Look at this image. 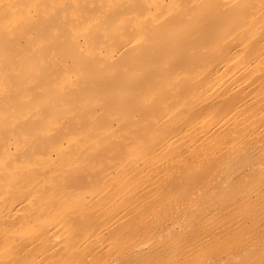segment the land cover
I'll use <instances>...</instances> for the list:
<instances>
[{
	"label": "bare ground",
	"instance_id": "6f19581e",
	"mask_svg": "<svg viewBox=\"0 0 264 264\" xmlns=\"http://www.w3.org/2000/svg\"><path fill=\"white\" fill-rule=\"evenodd\" d=\"M263 153L264 0H0V264H97L102 253V264H130L145 246L189 262L206 241L198 229L192 255L121 239L154 235L139 224L185 212L205 180L227 188L264 171V160L235 166ZM199 168L211 175L202 185ZM259 188L228 204L242 213L229 225L264 224L251 207L264 202ZM222 224L206 245L230 233Z\"/></svg>",
	"mask_w": 264,
	"mask_h": 264
},
{
	"label": "rangeland",
	"instance_id": "374dc122",
	"mask_svg": "<svg viewBox=\"0 0 264 264\" xmlns=\"http://www.w3.org/2000/svg\"><path fill=\"white\" fill-rule=\"evenodd\" d=\"M259 155H260V154H259ZM248 156H249V155L245 156L246 159H247ZM250 156H251V155H250ZM254 156H255V158H254ZM254 156H253L254 160H253V158L249 157V158H248L249 161H247L245 158L243 159V158H242L243 156H242V157H241V156H238V157H240V158L243 159L242 162L239 161V164H240V163H241V164H240V165H239V164H238V165H237V164L235 165V164H234L235 161H236V163H238V161L235 160L234 163H232V162H233V161H232V162L230 163V165H231V164H232L231 166H234V165H235L236 168H237V167H239V168H240V167L243 168L244 166L248 165L250 162H254V161H256V163H257V161H263V160H264V159L260 160L261 158H260V159L257 158V155H254ZM260 156H261V157H262V156L264 157V153L261 154ZM260 156H258V157H260ZM238 157H235V158H238ZM263 157H262V158H263ZM233 159H234V158H233ZM233 159H232V160H233ZM250 159H251V160H250ZM239 160H241V159H239ZM243 161H244V162H243ZM245 162H246V163H245ZM233 164H234V165H233ZM235 166H234V167H231L230 169L233 170V169L235 168ZM194 168H197V167H194ZM194 168H193V171H194ZM199 169H201V168H199ZM201 170H202V171H201ZM201 170H200L201 172L205 173L204 170H203V168H202ZM205 170H206V169H205ZM193 171H192V175H191L192 177H193L194 174H196V173L198 174V172H200V171H198V170H196L195 172H193ZM197 171H198V172H197ZM259 171H260V170H259ZM259 171L256 170V173L254 172L255 174H252V173H251V174H252L251 177H249L248 179H246L245 182H244V180H243V182H242V181H238L237 184H236V183L233 184V182H231V184H230V183L227 184V188H225L226 185L219 186L218 184H215V185L213 184V186H212V185H211L212 183H211V184L208 183V184L211 185V188H209V189L206 187L207 184H205V183H206L205 177H206V178H209V176H211V175H206L207 173H205V176H204L202 173H199V174H201V175H199V176H201V177H202V175L204 176V177L202 178V181H199V179H198L199 177H196V175H197V174H196V175H194V177H196V178L198 179L199 184L203 183L204 180H205V182L203 183L205 186L203 185L204 188H203V186H202V189H201V190L204 191V193H201V192L199 191L200 193H196V195H195V194H193V195L191 194L192 197L194 198V201H196V202H194L193 200H191V201L188 202L189 204L187 203V205H183V207H184V206H185V207L188 206L189 209H188V207H187V208L184 207L186 211L184 212V210H183V212H182V210H181V208H180L181 211H180V210H179V211L176 210V211H177V212H176V211L174 210V213L172 212L173 214H172V213H169V212H171V211L168 212V210H167V211H166V210H163V211H164V213H163L162 210H161V211H160V214H163V215L161 216V215L158 214V216H155V217H158V219L156 218L155 221H153V220H152L153 218H152V219H151V220L153 221L152 224L150 223L151 221H150L149 223H147V222L149 221L150 218H149V219H146V221L143 222V224H141V223L139 224V223H136V222H135V223H136V224H135V223H131V222H130L131 225L134 224V225L136 226L135 229H137L140 225H143L144 227H145V225H146V227H147V224H148V225L150 224V225H149V226H150V229L154 226V227H156V228H155L156 231H154V229H153L154 227H153L152 229H153L154 233H152V234H154V235H151V236L148 235L147 238L145 239V237L143 238V235L140 236L139 232H137L138 230H136L135 232L138 233L139 236H138V238H137V236L134 235L136 239L133 238V237L131 236V238H133V240H131V238H130V237L128 238V236H127V235H129L130 233L132 234V232H134V231H130V233H127V235H126L127 238H125V237H126V236H125V237L122 238L121 240H124V239H125V240H124L125 243H126L127 241H129V242H128L129 245H130L131 243H133V241L136 242V240L140 239L141 237H142V239H140V240H139L138 242H136V243L143 242V241H148V242H152V241H154V242H155V240L160 239L162 243L166 242V244H168V243L171 241L170 244H168V245H169V246L172 245V247L175 248V251H179V250L177 249V248H178L177 246H176L177 248L174 246V244H175V245H180L181 250H183V248H184L185 246L189 249V248L191 247L190 245H192V246H196V248H198L199 246L193 244V242L196 241L197 239H199L198 237H200V236L202 237V240H206V241H207V239H204V238L206 237V235H207L206 232H207V231H210V229L213 228L212 225H214L215 222L217 221V222H216L217 225L215 224L214 226H215V227L218 226V223H219V227H216V228H220V227H221V226H220V223H223L222 226L224 225V226H223L224 229H226V227H228V229L231 228V227H233L231 230H232V231H235V230H236L235 228H237V226H238V227L242 228V230H241V232H240L239 230H238L237 232L235 231V233L233 232V234H234V236H233L232 231L229 229L228 231H229L231 234H230V233H229V234H226V233H227V232H226V233L224 234L226 237H225L224 235H223V236L221 235V239H222V238H223V239H222V240H221V239H220V240L218 239V240L220 241V242H219V241H217L216 239L219 238L220 236L218 237V235H219V234H222L223 232L221 231V233L218 234L217 231H216V228H214L215 231L213 230V233H214L213 235L215 236V234L217 233V235H216L217 238L215 239L216 242L214 241L215 244H214V242H213L214 239L211 240L212 238L209 239V241L211 240L210 242H213V245H212V243H210V242H208V243H210V244H207V245H206V244H205V243H207L206 241H205V243H203V241H200L201 239H199V241L202 242V243H200L199 241H198V243H199L201 246L204 244L205 247H203V246H204V245H203L202 247H199L200 250H199V249H198V250L196 249V251H199V254L196 252V254H195L196 256L193 255V257H191V259H190V254L192 255L193 252L195 253V249H194V251H192V250L189 249L190 251L188 252V250L185 248V249H186V250H185L186 252H188V253L192 252V253H190V254L187 253L188 256H189V259H190L189 262H190V263L192 262L191 264H195L194 262H196V260L198 261V257H199V256L201 257V255H202V259H203V260L199 257L200 259H199V262H198V263L196 262L197 264H201V263H202V264H205V263H206V264H208V263H210V264H222V263H226V264H227V263H228V264H229L230 262H233L232 264H234V261H235L237 264H243V263H245V264H253V263H255V264H264V237H262V236H264V231H263L264 228H263V229H258L260 225L257 224V223L260 224V223H262V222H261V221L258 222V221H257V218H256V222H257V223L255 224V226H253L252 230H250V231L248 230V232H249V234H250V232L253 231V230L255 229V227H256V230H257V229H258V230H257V231L255 230V231L257 232L256 234L253 232L255 235H254L253 233H251V234H253V235H251V234L249 235V234H247V233L242 232V231H244V230H243V227H241L243 224L240 225L239 223H237V224H239V225L236 226V225L234 224V223H235V220H234V223H232L234 226L231 225V224L229 225V223L231 222V220L233 219V217H234V216H237V214H235V212H236V213L238 212V215H239V216H240V214H242V213H240V210H239V211H236V209H239L240 205L238 206V208H237V207H236V208H233V207H232L233 210L231 209V211H229V210H230V207L228 206V204H229V205H233V204H234V206H235V205L237 206V204H235L234 202H235L237 199L240 200V198H241V197H240V194H239V195H237V194H238V193L240 192V190H242V189L245 191V188H246V187H244V185L249 186L252 182H253V183L256 182V183H254V184L256 185V187L252 184V185L254 186V188H252L251 190H248V188H247V189H246L247 191H245V192H246V193H247V192H250V194H251V191L254 192V189L256 190L258 187H260L261 189H260V188H259V189H260L261 191H262V189H263V192L261 193L260 190H259V192L261 193V195L264 196V194H263V193H264V177H263V175H264L263 172H264V171H260V172H259ZM224 172H226V171H224ZM257 172H258V173H257ZM222 173H223V172H222ZM227 173H228V171H227ZM224 174H226V173H224ZM258 174H259L260 176H259ZM261 174H262V175H261ZM257 175H258V176H257ZM197 176H198V175H197ZM194 177H193V178H194ZM245 177H248V176H245ZM258 177H259V179H256V178H258ZM211 178H212V177H211ZM211 178H210V179H211ZM260 178H261V179H260ZM194 179H195V178H194ZM194 179H192V180L195 181ZM200 179H201V178H200ZM213 179H214V178H213ZM213 179H211V180H213ZM244 179H245V178H244ZM252 179H253V180H252ZM257 180H259V182H257ZM208 181H209V180H208ZM211 182H212V181H211ZM234 182H235V181H234ZM241 182L243 183L242 185H241ZM232 184H233V186H231ZM201 185H202V184H201ZM210 185H209V186H210ZM238 185H239V186H238ZM252 185H251V187H252ZM198 186L200 187V185H198ZM209 186H208V187H209ZM261 186H262V187H261ZM199 187H198V188H199ZM217 187H218V189H217ZM240 187H241V188L243 187V188L239 190ZM200 188H201V187H200ZM200 188H199V190H200ZM206 188H207V190H205ZM215 188H216V189H215ZM224 188H225V189H224ZM237 188H238V189H237ZM182 189H183V188H182ZM186 189H189V190L191 189V190H193V188H186ZM186 189H185V190H186ZM185 190H184V191H185ZM191 190H190V192H191ZM232 190H233V191H232ZM234 190H235V191H234ZM236 190H237V191H236ZM243 190H242V193L240 192V193H241V196H242V194H244L245 196H247V195L245 194V192H243ZM257 190H258V189H257ZM206 191H207V192H206ZM228 191H229L230 193H227ZM178 192H179V194H180V195H179V194H178V195H179L180 197L183 198L184 195L181 196V193L184 194L185 192H183V191L181 192V190L178 191ZM215 192H216V193H215ZM234 192H235V193H234ZM236 192H237V193H236ZM253 192H252V193H253ZM209 193H211V194H209ZM232 193H233L234 195H233ZM185 194H186V193H185ZM187 194H188V192H187ZM187 194H186V196L189 197L190 194H189V195H187ZM217 194H218V195H217ZM226 194H227L229 197H228ZM229 194H230V195H229ZM191 195H190V196H191ZM210 195H212L213 197H210ZM215 195H216V197H215ZM224 195H225V197H222V196H224ZM235 195H236V196H235ZM244 195H243V196H244ZM186 196H185L184 198H186ZM234 196H235V198H234ZM263 196H261L262 199L264 198ZM177 197H178V196H177ZM192 197H190V199H191ZM206 197L209 198L210 200H207ZM238 197H240V198H238ZM182 198H181V199H182ZM184 198H183L182 200H185ZM193 198H192V199H193ZM197 198H199V199L197 200ZM221 198H222V199L224 198L225 200H221ZM261 198H260V200H261ZM178 199H180V198L178 197ZM203 199H204V200H203ZM227 199H228V200H227ZM232 199H233V200H232ZM256 199H257V198H256ZM182 200L180 201L181 203L183 202ZM187 200H188V198H187ZM257 200H258V199H257ZM257 200H256V201H257ZM260 200H258L259 203H261ZM192 201H193V202H192ZM203 201H205V203H203V205L201 206V204H202ZM220 201H221V202H220ZM222 201H223V202H222ZM225 201H226V202H225ZM232 201H233V202H232ZM237 201H238V200H237ZM240 201H241V200H240ZM240 201H238V202H240ZM261 201H262V200H261ZM263 201H264V199H263ZM180 202L177 201V203H179V205H181ZM208 202H209L210 204H211V202H212V204H213V203H215V204H213L212 206L208 207V205H210ZM231 202H232V204H230ZM238 202H237V203H238ZM184 203H185V201H184ZM184 203H182V204H184ZM191 203H192V204H191ZM194 203H195V204H194ZM200 203H201V204H200ZM206 203H207V204H206ZM218 203H220V204H218ZM222 203H224V204H222ZM262 203L264 204V202H262ZM262 203H261V205H262L263 207H262V206H256V205H253V204H252L253 206H251V204H250L249 206L252 207L253 212H254V209H257L256 212H254V213H258V212H257V211H259L258 209L261 208V209L264 210V205H263ZM185 204H186V203H185ZM193 204H194V205H193ZM204 204H206V205H204ZM240 204H241V203H240ZM192 205H193V206H192ZM217 205H218V206H217ZM241 205H242V204H241ZM259 205H260V204H259ZM177 206H178V205H177ZM190 206H191V207H190ZM227 206H228V207H227ZM249 206H248V208H250V212H251L252 210H251V207H249ZM178 207H179V206H178ZM181 207H182V205H181ZM197 207H201V208L198 209ZM213 207H216V208H214V209L216 210V212L218 211V207H219V210L222 209V211H220V213H218V216H215V215H214V216H215L214 218L216 219L215 221H214V218L212 219V216H213V215L211 216V220H212V222H213L214 224H212V222L209 221V219H210V215H211V214H209V213H210V211H214V210H213ZM243 207H245V206H243ZM253 207H254V209H253ZM257 207H258V208H257ZM184 208H182V209H184ZM196 208H197V210H196ZM209 208H210V209H209ZM223 208H224V209H223ZM226 208H227V209H226ZM246 208H247V207H245V208H243V209H246ZM248 208H247V210H248V212H249V209H248ZM164 209H166V208H164ZM174 209H177V208L174 207ZM178 209H179V208H178ZM204 209H206V212H205ZM240 209H241V207H240ZM169 210H170V209H169ZM172 210H173V208H172ZM188 210H189V211H188ZM193 210H196V211L194 212ZM207 210H208L209 212H208ZM224 210H225V212H224ZM226 210H228V211H226ZM192 211H193V212H192ZM234 211H235V212H234ZM244 211H245V210H244ZM244 211H241V212H244ZM166 212H167V213H166ZM179 212H180V213H179ZM191 212H192V214H191ZM201 212H202V214L205 212L206 215H208V216H206V218L204 217V215L201 216ZM218 212H219V211H218ZM227 212H228V213H227ZM229 212H231V213H229ZM261 212H262V211L260 210L259 214H260ZM178 213H179V214H178ZM205 213H204V214H205ZM214 213H215V212H214ZM223 213H225L226 215H224ZM239 213H240V214H239ZM164 214H165V215H164ZM168 214H169L170 216H166V215H168ZM174 214H176L177 216L174 215ZM186 214H188V217H186ZM212 214H213V213H212ZM216 214H217V213H216ZM221 214H223V215H221ZM227 214H228V215H227ZM232 214H233V215H232ZM234 214H235V215H234ZM245 214H246V213H245ZM263 214H264V213H263ZM263 214L261 213V215H263ZM171 215H172L173 218L171 217ZM182 215H183V216H182ZM231 215H232V216H231ZM243 215H244V214H243ZM257 215H258V214H256V217H257ZM199 216H200V217H199ZM223 216H224V217H223ZM225 216H227V217H225ZM228 216H229V217H228ZM155 217H154V218H155ZM166 217H167V219H166ZM168 217H169V218H168ZM174 217H175V218H174ZM185 217L188 218V220H185V219H186ZM193 217H194V218H193ZM195 217H196V218H195ZM201 217H204V219L201 218ZM207 217H209V219H208ZM218 217H219V219H218ZM221 217H222V218H221ZM231 217H232V218H231ZM237 217H238V216H237ZM243 217H244V216H243ZM263 217H264V216H263ZM263 217H262V216L260 217V215H258V218H262V219H264ZM159 218H160V219H159ZM162 218H163V219H162ZM224 218H225V220H224ZM234 218H235V217H234ZM241 218H242V217H241ZM169 219H171V220H169ZM174 219H175V220H174ZM198 219H199V220H198ZM202 219H203V221H202ZM220 219H221V220H220ZM227 219H228V220H227ZM235 219H237V218H235ZM158 220H160V222H159ZM162 220H165V221L163 222ZM167 220H168V221H167ZM206 220H207V221H206ZM238 220H240V219H238ZM238 220H236V221H238ZM260 220H261V219H260ZM156 221H157V222H156ZM184 221H185V222H184ZM199 221H202L203 223H202V222L200 223ZM226 221H228L229 223L226 222ZM262 221H264V220H262ZM132 222H134V221H132ZM204 222H205V223L208 222V223H206V226L204 225ZM225 222L227 223V224H226L227 226L224 224ZM156 223H157V224H156ZM158 223H160L161 225H159ZM198 223H199V224H198ZM209 223H211L212 225H210ZM243 223L245 224V222H243ZM246 223H248V222H246ZM138 224H139V226H138ZM183 224H184V225H183ZM189 224H190V225H189ZM197 224H198V225H197ZM125 225H126V224H125ZM167 225H168V226H167ZM199 225H200V226L202 225V227H203V226L206 227V228L204 227L205 229L203 228V229L205 230V231H203L204 233L201 232V229H202V228H201ZM228 225L231 226V227H229ZM250 225H251V223H250ZM250 225H249V224H246L245 226L248 228ZM252 225H253V224H252ZM262 225H264V224L262 223L261 226H262ZM137 226H138V227H137ZM225 226H226V227H225ZM243 226H244V225H243ZM245 226H244V227H245ZM261 226H260V228L263 227V226H262V227H261ZM141 227H142V226H141ZM144 227H143V229H144ZM162 227H163V229H162ZM177 227H178L179 229H178ZM182 227H183V228H182ZM185 227H186L187 229H185ZM198 227H199V228H198ZM210 227H211V228H210ZM223 227H222V228H223ZM234 227H235V228H234ZM121 228H125L124 225H123V227H121ZM139 228H140V227H139ZM139 228H138V229H139ZM147 228H148V227H147ZM207 228H208V230H207ZM247 228H245V232H247V231H246ZM143 229L141 230V228H140V232H141V231L143 232L144 230H147V229H144V230H143ZM152 229L150 230V232H152ZM158 229H159V231H158ZM197 229H198V230H197ZM224 229H220V230H224ZM250 229H251V227H250ZM196 230H197V233H198V231H200L199 234H198L199 236L196 235V234H197V233H195ZM226 230H227V229H226ZM226 230H224V231H226ZM259 230H260V231H259ZM147 231L149 232V230H147ZM147 231H146V232H147ZM157 231H158V232H157ZM181 231H182V232H181ZM185 231H186V232H185ZM261 231H262V232H261ZM142 232H141V233H142ZM155 232H156V233H155ZM174 232H175V233H174ZM183 232H184V234H183ZM193 232L195 233V235L193 234ZM215 232H216V233H215ZM239 232H240V233H239ZM144 233H145V232H143V234H144ZM171 233H172V234H171ZM186 233H187V234H186ZM191 233H192V234H191ZM211 233H212V231H210V234H211ZM241 233H244V235H242ZM259 233H260L261 235H260ZM134 234H135V233H134ZM138 234H136V235H138ZM145 234H147V233H145ZM149 234H151V233H149ZM176 234H177V235H176ZM204 234H205V235H204ZM208 234H209V233H208ZM210 234H209V236H208L207 238H209V237L211 236ZM239 234H241L242 236L240 237ZM245 234H246V235H245ZM258 234H259V236H258ZM132 235H133V234H132ZM161 235H162V236H161ZM184 235H186V236H184ZM187 235H188V236H187ZM193 235L195 236V238H196L197 236H198V237L195 239ZM213 235H212V237H213ZM237 235L239 236V239H235ZM248 235H249V236H248ZM149 236H150V237H149ZM172 236L174 237V239H172ZM189 236L192 237V239H194V241H193L192 239H189V238H190ZM203 236H204V237H203ZM216 236H215V237H216ZM229 236H230V237H229ZM232 236L235 237V238L233 239ZM238 236H237V237H238ZM246 236H247V238H246ZM255 236H257V238H255ZM170 237H171V238H170ZM175 237H176L177 239H176ZM183 237H185V238H187V239L185 240V238H183ZM227 237H229V238H227ZM243 237H244V238H243ZM250 237L253 238V239H251ZM182 238H183L185 241H188V242H184V240H183ZM224 238H226V239L224 240ZM241 238L244 239V241H242ZM166 239H167V240H166ZM168 239H169V241H168ZM179 239H180V240H179ZM246 239H248V242H247ZM255 239H257V240L259 239V242L256 241ZM174 240H175V243L172 244V242H173ZM176 240H178V241H177V244H176ZM182 240H183V241H182ZM223 240H224V242H223ZM232 240H233V241H232ZM262 240H263V241H262ZM124 241H123V242H124ZM179 241H180V242H179ZM189 241H190V243H189ZM191 241H192V243H191ZM230 241H232L233 244H232ZM167 242H168V243H167ZM182 242H184V244H183ZM218 242H219V245H218ZM222 242H223V243H222ZM250 242H251V243H250ZM136 243H134V244H136ZM181 243H182V244H181ZM185 243H187V244L185 245ZM188 243H189V245H188ZM195 243H197V241H196ZM198 243H197V244H198ZM225 243H226V244H225ZM230 243H231V244H230ZM242 243H244V244H243L242 246H239V244L241 245ZM247 243H249V244H247ZM134 244H132V245H134ZM199 244H198V245H199ZM224 244H225L226 247H224ZM245 244H246V246H245ZM255 244H256V245H255ZM257 244H258V245H257ZM262 244H263V245H262ZM126 245H127V243H126ZM161 245H162V244H161ZM208 245H209V246H208ZM221 245H223V247H222ZM233 245H234V246L236 245V246H235V249H234V246H233ZM169 246H168V247H169ZM181 246H182L183 248H182ZM189 246H190V247H189ZM213 246H214V248L211 249ZM227 246H228L229 248H231V247L233 246V247H232L233 249L231 248L232 250H230V249L228 250ZM146 247H147V246H145L144 249H142L141 251H138V253H139V252H141V253L144 252L143 254H141V253L138 254L137 252H136V254H135V253H134L135 251L132 250V249H130V250L128 251V253H130V255H131V257H132V258H130V259H129L128 257H126V258H128V259L130 260V261H129L130 264L132 263V260H133V261L135 260L134 257H135V255H137V254H138V258H136V262H134L133 264H136V263H137V264H138V263L140 264V261H141V260H143V261L141 262V264H145V263H148V264H149V263H150V264H154V263H155V260H156V262H159V261H158L159 258H160V259L162 258V259H161L162 261L165 259L163 262H160V263H162V264H169V263H170V264H174V262H172V261H173V258H172V257H169V256L171 255V253H169V251H166V250H165V251L163 252L164 255H165L166 253H168V254H166V255H168V256L165 255L166 257L164 256V257H165V258H164L162 252L160 251L161 248H159V249L157 250V251H158V252H157V251H156L157 247L154 248V249H151V250H150L149 248H146ZM164 247H166V245L163 244V245H162V250L164 249ZM170 247H171V246H170ZM210 247H211V248H210ZM239 247H240V248H239ZM254 247H255V248H254ZM174 248H169V250L171 249L170 251L172 252V250H174ZM204 248H205V250H203ZM206 248H207V249H206ZM145 249H148V250H145ZM167 249H168V248H167ZM176 249H177V250H176ZM191 249H193V247H192ZM201 249H202V250H201ZM216 249H218V250H216ZM226 249H227V250H226ZM257 249H258L259 251H258ZM104 250H105V249H104ZM144 250H145V251H144ZM149 250H150V251H149ZM153 250H154V251H153ZM181 250H180V251H181ZM208 250H209V251L211 250V252L213 251L212 254H211V252L209 253ZM255 250H257V251H255ZM107 251H108V250H107ZM107 251H106V252H107ZM133 251H134V252H133ZM148 251H149V252H148ZM155 251H156V252H155ZM159 251L161 252V254H160ZM183 251H184V250H183ZM200 251H202V252H201L202 254H200ZM206 251H207V252H206ZM104 252H105V251H104ZM145 252H147V254H148V253H149V254H148V255H147V254L144 255ZM186 252H185V253H186ZM205 252H206L207 254H209V255H206L205 257H203L204 254H206ZM248 252H250V253H248ZM180 253H181V252H180ZM180 253H179V255H180ZM203 253H204V254H203ZM233 253H234V254H233ZM99 254H100V252H99ZM182 254H183V253H182ZM182 254H181V256H179L180 259L177 261L178 263L175 262V264H181V262H182V264H187V263H189L188 261H186V260H188L186 256H184L185 259H183L184 257H182ZM197 254H198L199 256H198ZM218 254H219V255H218ZM235 254H236V255H235ZM102 255H103V258L106 256V255L104 256L103 253H102ZM102 255H101V259L103 260ZM107 255H110V254H107ZM142 255H143V256H142ZM161 255H162V256H161ZM184 255H185V254H184ZM233 255H234V256H233ZM251 255H252V258L249 259L248 256L251 257ZM254 255H255V256H254ZM257 255H258V256L260 255V257L258 258ZM97 256H98V255H97ZM126 256H127V255H126ZM128 256H129V255H128ZM140 256L142 257V259H141ZM151 256H152V257H151ZM153 256H154L155 258H154ZM156 256H157V259H156ZM160 256H161V257H160ZM171 256H172V255H171ZM194 256H195V257H194ZM197 256H198V257H197ZM231 256H232V257H231ZM99 257H100V256H99ZM136 257H137V256H136ZM150 257H151V258H150ZM167 257L170 258L171 260H170V259L167 260ZM255 257H256V258H255ZM95 258H96V257H95ZM106 258H109V259H110L111 257L107 256ZM145 258H146V260L149 259L148 262H147L146 260H144ZM152 258H153V260H152ZM163 258H164V259H163ZM193 258H194V259H193ZM196 258H197V259H196ZM204 258H206V259H204ZM253 258H254L255 260H254ZM96 259L99 260V258H96ZM101 259H100V260H101ZM104 259H105V258H104ZM137 259L140 260V261L138 262ZM175 259H177V258H175ZM181 259H182V260H181ZM207 259H208V260H207ZM232 259H233L234 261H233ZM236 259H239L240 261H238V260H236ZM244 259H246V260H244ZM248 259H249V260H248ZM252 259H253L254 262H252ZM98 260H97V261H98ZM102 260L99 261L97 264H102ZM150 260H151L152 262H151ZM192 260H193V261H192ZM211 260H212V261H211ZM214 260H215V261H214ZM216 260H217V261H216ZM218 260H219V261H218ZM224 260H225V262H224ZM247 260H248L249 262H248ZM123 261H127V259L124 258ZM123 261H122V262H123ZM165 261H166V262H165ZM170 261H171V262H170ZM174 261H176V260H174ZM179 261H180V262H179ZM184 261H185V262H184ZM201 261H202V262H201ZM207 261H208V262H207ZM241 261H242V262H241ZM243 261H244V262H243ZM246 261H247V263H246ZM255 261H257V262H255ZM153 262H154V263H153ZM183 262H184V263H183ZM216 262H218V263H216ZM219 262H220V263H219ZM250 262H252V263H250ZM260 262H261V263H260ZM124 263H125V262H124ZM124 263H123V264H124ZM236 263H235V264H236ZM126 264H127V263H126ZM155 264H156V263H155ZM157 264H158V263H157ZM230 264H231V263H230Z\"/></svg>",
	"mask_w": 264,
	"mask_h": 264
}]
</instances>
